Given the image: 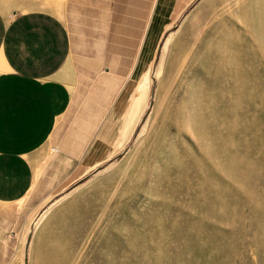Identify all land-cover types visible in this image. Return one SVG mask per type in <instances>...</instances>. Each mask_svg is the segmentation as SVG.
<instances>
[{"label":"rangeland","instance_id":"1","mask_svg":"<svg viewBox=\"0 0 264 264\" xmlns=\"http://www.w3.org/2000/svg\"><path fill=\"white\" fill-rule=\"evenodd\" d=\"M76 0H0L64 15ZM128 149L1 264H264V0H198L163 41Z\"/></svg>","mask_w":264,"mask_h":264},{"label":"crops","instance_id":"2","mask_svg":"<svg viewBox=\"0 0 264 264\" xmlns=\"http://www.w3.org/2000/svg\"><path fill=\"white\" fill-rule=\"evenodd\" d=\"M197 3L76 0L62 16L0 8V264L11 237L128 149L162 43Z\"/></svg>","mask_w":264,"mask_h":264},{"label":"built area","instance_id":"3","mask_svg":"<svg viewBox=\"0 0 264 264\" xmlns=\"http://www.w3.org/2000/svg\"><path fill=\"white\" fill-rule=\"evenodd\" d=\"M52 150H53V151H57V148H56V147H54V148H52Z\"/></svg>","mask_w":264,"mask_h":264},{"label":"bare ground","instance_id":"4","mask_svg":"<svg viewBox=\"0 0 264 264\" xmlns=\"http://www.w3.org/2000/svg\"><path fill=\"white\" fill-rule=\"evenodd\" d=\"M146 84H147V85L149 84V80H148V79H146Z\"/></svg>","mask_w":264,"mask_h":264}]
</instances>
